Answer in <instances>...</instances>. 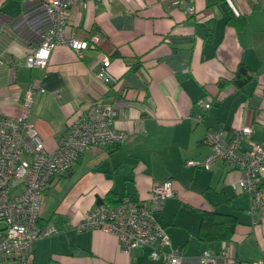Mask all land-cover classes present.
<instances>
[{"label":"crops","instance_id":"obj_1","mask_svg":"<svg viewBox=\"0 0 264 264\" xmlns=\"http://www.w3.org/2000/svg\"><path fill=\"white\" fill-rule=\"evenodd\" d=\"M34 1L0 0L1 108L17 114L16 98L37 81L45 91L36 95L30 119L46 149L54 150L69 121L87 113L95 100L116 105L115 127L126 132L116 147H88L73 167L50 179L39 224L62 227L47 241H36L35 261L46 247L53 264H162L147 248L129 255L113 232L78 231L73 225L106 195L150 206L152 183L166 180L175 193L156 216L182 264H198L203 250L224 247L234 264L264 257V216L250 215L248 195L232 188L237 168L223 160L211 169L185 164L210 152L204 141L208 130L223 129L229 139L237 128L251 125L252 136L240 141V149L264 142V0H88L72 7L67 33L96 36L95 46L79 57L58 45L46 68L25 64L40 36L15 28L21 10ZM188 6L194 14H186ZM230 10L240 16L235 23L228 22ZM208 22L212 34L203 37L195 26ZM241 63L252 79L237 88L230 80ZM221 81L226 83L220 86ZM207 96L213 103L203 109L198 101ZM213 210L235 216L227 240L198 236L202 213Z\"/></svg>","mask_w":264,"mask_h":264},{"label":"built area","instance_id":"obj_2","mask_svg":"<svg viewBox=\"0 0 264 264\" xmlns=\"http://www.w3.org/2000/svg\"><path fill=\"white\" fill-rule=\"evenodd\" d=\"M86 1L35 0L34 6L21 10L15 28L40 36V42L25 55L28 67L46 68L58 45H68L79 57L84 49L95 46L96 36L78 39L67 33L72 7ZM185 12L194 14L195 9L188 6ZM102 65L103 68L109 65L106 56L102 58ZM44 91L39 82L30 83L23 95L16 98L18 112L15 115L6 114L0 106V264H33L36 241L58 230L55 224H39L50 179L73 167L88 147L115 146L126 137L125 131L115 127L116 105L95 100L87 113L69 121L56 148L46 149L30 119L35 97ZM54 93L59 95L58 91ZM198 102L203 109H208L213 98L207 96ZM252 132L251 125H243L227 139L223 129L208 130L204 141L210 152L202 160L187 159L185 163L211 169L217 160H223L236 167L239 177L232 188L248 195L250 215L264 216V142L251 141L247 151L239 147L240 141L250 139ZM174 193L172 181L153 182L150 206L127 196L116 203L102 201L90 207L73 226L78 231L94 228L115 233L120 247L129 255L133 249L147 248L151 259L161 258L162 264H182V254L171 247L170 238L156 216L163 201ZM196 261L198 264H234L225 247L217 253L203 250ZM255 264H264V257Z\"/></svg>","mask_w":264,"mask_h":264},{"label":"trees","instance_id":"obj_3","mask_svg":"<svg viewBox=\"0 0 264 264\" xmlns=\"http://www.w3.org/2000/svg\"><path fill=\"white\" fill-rule=\"evenodd\" d=\"M231 11V10H230ZM239 15L235 14L231 11V15L229 16L228 22H233L239 19ZM243 17V16H242ZM196 32L201 34L203 37H209L212 34V27L210 23H197L195 26ZM252 79V75L249 72V69L246 65L240 64L236 69L234 76L231 78L230 82L233 83L237 88L244 87L250 80ZM226 82L221 81L219 85L222 86ZM119 145V144H118ZM115 146H107V147H116ZM120 199H113L111 196L106 195L103 198H97L96 203H100L102 201H107L110 203H116ZM235 221V216L232 214L221 213L218 211H204L201 216L200 226L198 231V236L203 241L209 240H227L232 233L233 222ZM57 229H61L62 225L55 224Z\"/></svg>","mask_w":264,"mask_h":264},{"label":"rangeland","instance_id":"obj_4","mask_svg":"<svg viewBox=\"0 0 264 264\" xmlns=\"http://www.w3.org/2000/svg\"><path fill=\"white\" fill-rule=\"evenodd\" d=\"M17 182L18 181H16V183ZM58 231L59 230L55 231L54 233H57ZM54 233H52L50 235H53ZM48 236L49 235L43 236V237L39 238V240L44 239L45 241H47ZM34 261H35V259H34ZM35 264H53L52 262L49 263V250H48V248L41 247V251H40L39 255H37V257H36Z\"/></svg>","mask_w":264,"mask_h":264}]
</instances>
